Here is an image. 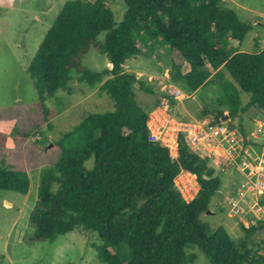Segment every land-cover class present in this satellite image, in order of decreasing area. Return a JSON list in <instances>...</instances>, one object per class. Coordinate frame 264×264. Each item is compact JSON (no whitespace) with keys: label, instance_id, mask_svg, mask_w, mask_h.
I'll list each match as a JSON object with an SVG mask.
<instances>
[{"label":"trees","instance_id":"trees-1","mask_svg":"<svg viewBox=\"0 0 264 264\" xmlns=\"http://www.w3.org/2000/svg\"><path fill=\"white\" fill-rule=\"evenodd\" d=\"M123 1L126 12L119 24L111 0L66 1L28 68L42 102L67 88L77 74L79 82L100 84L114 109L86 113L56 140L61 152L43 172L30 214L32 229L24 240L52 241L84 229L98 234L95 249L104 264H193L197 256L187 252L190 246H197L212 264H264V254L249 245L264 220L254 217L257 223L243 225L247 236L236 241L224 225L213 227L202 219L222 190L221 174L183 140L177 159L150 141V112L163 99L172 106L178 100L163 90L149 109L138 101L136 88L147 93L154 88L125 68L129 59L142 54L141 45L154 41L165 46L171 53L167 86L194 93L216 78L219 106L205 113L219 121L228 110L232 126L245 134L242 115L251 108L264 110V49L229 46L231 39L242 43L252 24L241 20L226 0ZM92 48L108 56L109 67L96 70L83 64ZM242 92L250 94L246 104ZM181 170L197 174L200 184L189 203L174 183ZM29 189L25 170L0 163V190L26 194ZM259 205L264 207V195Z\"/></svg>","mask_w":264,"mask_h":264},{"label":"rangeland","instance_id":"rangeland-1","mask_svg":"<svg viewBox=\"0 0 264 264\" xmlns=\"http://www.w3.org/2000/svg\"><path fill=\"white\" fill-rule=\"evenodd\" d=\"M66 1L0 0V163L4 161L25 170L30 179L26 194L0 190V264H104L95 249V244L100 243L95 231L76 229L52 241L34 244L24 240L32 229L30 214L38 199L43 172L54 166L61 152L56 140L78 124L86 113L114 109L113 100L100 92V84L91 86L79 82L77 74L67 88L44 102L40 100L28 68ZM226 4L241 20L252 24L244 41L239 43L231 39L229 47L249 52L264 49V0H226ZM111 6L119 24L126 12L124 1L111 0ZM104 37L102 32L99 38L103 40ZM141 46L142 54L129 59L125 68L154 88V93L136 88L138 101L151 109L161 96L160 92L168 89L171 53L154 41ZM83 64L101 70L110 66V60L92 48ZM188 69L189 65L185 64L184 70ZM225 75L234 81L228 72ZM213 79L215 82L204 85L197 92H184L188 97L177 102L178 117L210 118L205 110L212 111L219 106L216 100L218 83ZM249 98V93H241L243 104ZM228 114L225 110V115ZM242 116L248 127L254 118L264 116V110L251 108ZM93 164V158L86 162L88 168ZM236 177L234 171L221 174V192L231 188ZM220 195L217 192L212 198L211 212L204 213L202 219L213 227L224 225L234 240L246 238L243 225L248 227L257 223L256 219L264 220V207L259 205V199L234 207L222 201ZM249 245L264 254V228L250 237ZM187 252L197 256L193 264H212L197 246L188 247Z\"/></svg>","mask_w":264,"mask_h":264},{"label":"built area","instance_id":"built-area-1","mask_svg":"<svg viewBox=\"0 0 264 264\" xmlns=\"http://www.w3.org/2000/svg\"><path fill=\"white\" fill-rule=\"evenodd\" d=\"M167 91L178 101L188 97L173 84ZM232 124L229 116L219 121L182 119L176 115V105L172 106L167 99L150 112L147 121L150 141L167 148L172 158L179 157L183 140L216 173L236 172L233 186L219 193L222 201L237 207L264 195V116L254 118L245 134ZM174 183L185 202L198 195L200 184L192 171L181 170Z\"/></svg>","mask_w":264,"mask_h":264},{"label":"water","instance_id":"water-1","mask_svg":"<svg viewBox=\"0 0 264 264\" xmlns=\"http://www.w3.org/2000/svg\"><path fill=\"white\" fill-rule=\"evenodd\" d=\"M223 119H224V120H225V119H228V115H226ZM210 212H211L210 210L207 211V213H210Z\"/></svg>","mask_w":264,"mask_h":264}]
</instances>
